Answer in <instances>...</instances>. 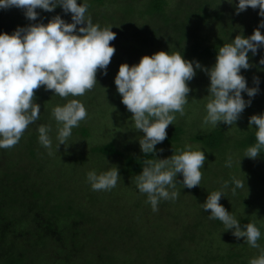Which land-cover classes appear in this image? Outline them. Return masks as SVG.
<instances>
[{"label": "rangeland", "instance_id": "rangeland-1", "mask_svg": "<svg viewBox=\"0 0 264 264\" xmlns=\"http://www.w3.org/2000/svg\"><path fill=\"white\" fill-rule=\"evenodd\" d=\"M90 1L87 0L88 12L93 22L101 26L111 25L112 31L117 34L110 42L116 51L108 65L107 75L103 74V70H98L97 83L90 91L79 97L62 98L41 86L37 89L43 93V98L37 101L41 110L40 117L26 129L28 133L34 130L38 136L39 125L51 127L50 136L53 141L51 152L39 141L35 142L37 151L35 161L40 167L45 168L50 178L49 199L51 202L57 199L62 203L63 213L59 216L77 217L82 211L89 216L88 222L92 226L90 238L98 236L97 232L102 231L104 234H102L104 256L98 257L97 253L92 252L90 258L86 257L88 260L86 264H249V260L258 255L259 249L244 243L243 237L237 239L232 230H227L218 219H209L210 210L205 212L202 203L210 192L220 189L224 180H230L233 176L241 179L244 187L237 189L233 195L230 186L225 190L226 197L222 196L220 203L241 224L248 217L261 224L258 244L264 248V167H259L261 163L258 164L255 159L240 156L238 150L229 148L224 154H219L191 139L194 134H206L219 129H224L228 136L235 134L233 139H240L239 132L255 128L249 127V118L254 114L264 113V79L261 78L264 77V65L259 64L264 53L259 52L250 56L251 67L241 70L248 87H256L255 78H259V91L253 98L242 93L245 100L251 99L252 102L232 126L223 122L215 127L202 126L210 79L206 72L197 70L195 77L188 81L191 91L188 94L189 102L184 106L185 114L181 116L176 113L173 124L168 126L170 128L178 125L184 129L181 141L177 144L170 142L171 146L168 147L164 146V140L156 145L155 154L158 159L168 158L174 154V150H182L186 145L204 150L206 161L201 169L202 179L200 185L191 189L183 188L180 183L183 176L178 174L176 189L180 195L175 200L160 201L158 211L153 212L151 205L146 203V194L138 191L134 179L137 173L132 170L125 157L102 154L97 151V146L111 143L123 153L141 152L139 138L143 133L135 129L131 119L132 113L121 102V95L114 83L115 76L122 63L131 66L139 63L144 55H152L161 50L180 53L176 48L180 45L176 44L177 35L173 40H169L168 32L173 30L170 25L165 26L161 23L158 25L155 22L157 19L162 21V18L151 17L146 12V0H118L114 3L106 0L102 5ZM182 1L187 5H180ZM200 1L204 2L203 6L209 8V12L222 13L225 15L223 20L233 23V28H240L237 21L233 20L235 11L232 7L236 8L238 0H235L236 4L229 3L228 0ZM200 1L167 0L166 15L172 17L174 11L182 9V6L183 14L185 11L199 12L198 8L202 7ZM122 7L127 9L124 10ZM258 13L259 8H251L250 15L254 14L257 18L260 17ZM58 14L66 22H72L71 13L66 14L62 9L56 15ZM160 25L165 27L162 29L163 32ZM213 27L212 20L202 26V30L207 32L208 40L211 41L215 40L217 31V27L214 29ZM182 29L177 27L176 34L181 33L178 31ZM202 30L199 31V36L204 34ZM234 31L235 29L228 36L229 41L238 35V33L233 35ZM199 62L202 66L211 68L216 59ZM73 98L79 99L85 105L88 115L80 122L79 127L72 130V135L67 141L71 145L68 147L60 145L57 150L55 137L58 125L51 112L56 105H63ZM25 138L29 139V136ZM6 156L9 162H14L18 153L11 148L7 149ZM229 156L233 159L231 168L225 166ZM5 162L4 159L3 163ZM113 167L119 168L120 179L117 185L109 191L92 190L86 178L88 171L95 169L99 173ZM29 238L30 235L23 243L26 246ZM50 245L46 244L44 254L34 255L32 259L36 261L39 258L37 262L42 260L44 264H66L67 259L59 262L62 260L61 255H64L62 253L58 256V262H53L55 259L53 260L47 253ZM88 246V249H91L93 244ZM99 249L101 247H97V251ZM50 252L54 253L53 250Z\"/></svg>", "mask_w": 264, "mask_h": 264}, {"label": "clouds", "instance_id": "clouds-1", "mask_svg": "<svg viewBox=\"0 0 264 264\" xmlns=\"http://www.w3.org/2000/svg\"><path fill=\"white\" fill-rule=\"evenodd\" d=\"M228 2L235 3V0ZM58 6L64 13H71V23L58 14L46 24L30 23L18 26L12 34L0 33V149L15 146L28 126L39 119L41 110L35 102L34 90L43 86L62 98L79 97L97 83L98 70L107 75L116 51L110 42L117 34L112 31L113 26L93 22L87 0H0V10L22 9L29 21L39 17L37 9L52 12ZM248 7L259 8L258 15L264 18V0H239L236 13ZM261 29H264V19L250 36L237 35L231 42L224 43L211 68L202 66L199 61L186 60L179 52L163 50L144 55L137 64L119 66L114 83L121 102L132 113L135 129L143 133L139 145L146 157L155 153L156 145L166 139V129L173 124L175 114H185L184 106L189 102L191 91L188 81L195 77L197 70L206 72L210 79L202 126L215 127L220 122L236 124L252 102L245 100L242 93L253 98L259 91V78H255L256 87H248L241 70L251 67L249 52L256 55L264 48ZM259 64L264 65V56ZM51 115L58 125L55 137L58 150L60 145H71L67 141L72 130L79 127L88 112L79 99L73 98L56 105ZM253 125L256 126L255 143L245 149L243 157L255 159L264 153V113L249 118V127ZM37 131L39 143L51 152L50 125L41 124ZM205 161V151L193 149L191 145L174 150L168 158L144 159L142 171L134 178L136 187L141 194H146V203L156 212L160 201L175 200L180 195L176 189L178 174L183 176L180 182L183 188L200 185ZM232 164L229 156L225 166L231 168ZM86 178L92 190L109 191L120 179L119 168L99 173L92 169ZM230 186L235 195L237 189L244 187V182L235 176L224 180L220 189L208 194L202 203L203 210H210L209 219L221 221L237 239L243 237L244 243L259 249L249 264H264V248L258 244L260 229L250 222L242 225L220 203Z\"/></svg>", "mask_w": 264, "mask_h": 264}, {"label": "trees", "instance_id": "trees-1", "mask_svg": "<svg viewBox=\"0 0 264 264\" xmlns=\"http://www.w3.org/2000/svg\"><path fill=\"white\" fill-rule=\"evenodd\" d=\"M110 1L114 3L118 0ZM90 2L102 5L106 0H91ZM146 2V12L151 17L162 18V21L157 19L155 23L171 26L173 30L168 32L170 35L168 38L173 40V37L177 35L176 44L180 47L176 48L186 60L207 61L216 59L219 47L223 46L224 43L231 42V39L229 41L227 38L232 34L233 29H235L233 35L238 33V35L247 37L253 34L261 19H264L262 17L255 18L254 14H252L254 16L250 15L251 7L237 14L236 8L232 6L233 11H235L233 20H236L237 25L240 27L233 28V23L223 20L225 15L222 13L212 14L207 6H203L204 2L202 1H200L202 7L198 8L199 12L185 11L183 14L182 6L181 11L175 10L172 17L166 15L167 0H146ZM179 4L187 5L183 1ZM121 5H123L122 2ZM61 8L58 6L52 12L37 9L40 15L36 21L26 19L23 10L19 8L13 7L0 10V33L12 34L18 26L23 27L30 23L42 22L46 24L62 10ZM211 20L214 26L213 29L217 27L216 37L213 41L208 40L207 32L202 30V26L207 25ZM152 22H154L153 19ZM160 27L163 32L164 26L160 25ZM177 27L183 28L178 31L181 32L179 34H176ZM200 30L204 31L202 36L198 34ZM261 32L264 34V29H261ZM259 52L264 53V48L259 49L257 53ZM250 56H252L251 52H249ZM261 78L264 79V77ZM34 95L36 103H39L37 102L38 99L43 98V93L37 91V89L34 90ZM31 131L28 133L25 130L20 141L15 147H12L18 153L17 160L14 162H9L6 156L7 149H0V264H30L32 262L44 264L42 260L37 262L39 258L35 261L32 256L44 254L45 249H47L46 244H51L47 253L53 260L55 259L52 260L53 262H58L60 253L64 255H61L62 260L59 262L67 259L66 264H86L88 262L87 258L91 257L92 252L97 253L98 257H103L104 250L102 249L105 245L102 238L104 234L102 231L101 233L97 232L98 236L95 235L94 238H90L92 226L88 222L89 216L82 211L78 213L77 217L59 216L63 213L62 203L57 199L52 200V202L49 199L50 187L48 185L50 178L45 168L40 167L35 161L37 151L34 145L35 142H38V136L34 130ZM166 131L167 137L164 146L168 145V147L171 146L169 145L170 142L179 143L184 134V129L178 125L172 126ZM239 133L240 139H233L235 134L228 136L224 129H219L206 134H194L191 140L203 144L219 154H224L229 148H232L238 150L240 156L243 157L245 149L255 143V128L246 132L242 130ZM27 136H29V139L25 138ZM97 148V151L102 154L125 157L127 163L137 174L142 171L144 159L156 158L155 153L148 154L146 157L142 151L139 153H123L111 143H102ZM28 158L29 160H27ZM4 159L5 164L3 163ZM255 160L258 164L261 163L259 167H264V153H261ZM248 222L256 224L261 231V224H257L255 220L249 217L242 221V225ZM29 235L31 238H29L28 246H26L23 243L26 242V237ZM91 243L93 247L88 249V245ZM97 247H101V249L97 251ZM50 250H53L54 253H51Z\"/></svg>", "mask_w": 264, "mask_h": 264}]
</instances>
